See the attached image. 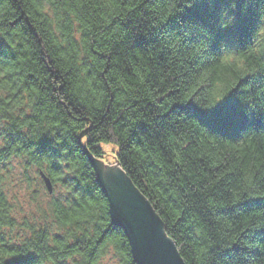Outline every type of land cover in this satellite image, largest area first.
<instances>
[{
    "label": "trees",
    "instance_id": "1",
    "mask_svg": "<svg viewBox=\"0 0 264 264\" xmlns=\"http://www.w3.org/2000/svg\"><path fill=\"white\" fill-rule=\"evenodd\" d=\"M0 32V165L63 191L41 179L43 216L18 222L0 167V264H135L84 150L120 165L185 264H264L261 0H0ZM221 104L248 119L193 115Z\"/></svg>",
    "mask_w": 264,
    "mask_h": 264
},
{
    "label": "water",
    "instance_id": "2",
    "mask_svg": "<svg viewBox=\"0 0 264 264\" xmlns=\"http://www.w3.org/2000/svg\"><path fill=\"white\" fill-rule=\"evenodd\" d=\"M87 132V131H85ZM109 202L112 223L127 237L135 264H185L149 201L135 188L118 163L106 164L84 150ZM49 194L53 185L40 173Z\"/></svg>",
    "mask_w": 264,
    "mask_h": 264
},
{
    "label": "rangeland",
    "instance_id": "3",
    "mask_svg": "<svg viewBox=\"0 0 264 264\" xmlns=\"http://www.w3.org/2000/svg\"><path fill=\"white\" fill-rule=\"evenodd\" d=\"M5 174V190L13 208V215L18 222H34L43 216V212L47 207L46 204L50 198L44 196L41 191V177L37 179L34 171L28 170L26 176L19 161H13L1 168ZM26 177L29 179L27 180ZM45 188V185H44ZM46 189V188H45ZM53 195L58 196L63 193L58 188H53ZM47 192V190H46ZM48 193V192H47ZM48 196L50 194L48 193ZM99 264H117L116 260L111 256L104 258Z\"/></svg>",
    "mask_w": 264,
    "mask_h": 264
},
{
    "label": "snow or ice",
    "instance_id": "4",
    "mask_svg": "<svg viewBox=\"0 0 264 264\" xmlns=\"http://www.w3.org/2000/svg\"><path fill=\"white\" fill-rule=\"evenodd\" d=\"M52 6H55V0H48ZM207 0H189V3L191 5H195L196 3H205ZM241 0H233L234 4L240 3ZM262 3H264V0H261ZM160 28L162 31L171 32L173 28H178V26L175 24L173 20H169L167 17H165L164 21L160 22ZM5 33L0 32V56H3L5 54V48L6 45L4 44L3 37ZM176 35H183V30H178L176 32ZM259 73L261 76H264V68H261L259 70ZM0 75H3L0 73ZM227 101L224 102L226 104ZM224 104H221L217 106L214 110L209 112H199L195 111L193 113L194 117L198 120H200L202 123H205L208 126H211L213 123L221 120H227V121H233V122H241L245 121L248 118L244 115L242 111H225L224 110ZM261 120H264V115L261 116ZM83 135V133H82ZM6 145H4L3 141L0 140V152H3ZM2 167V165H0ZM91 258V254H85L83 251L80 253H72V255L69 257L70 260L73 261V264H87V261ZM219 259L222 261V264H235L234 261L230 258L229 252H222Z\"/></svg>",
    "mask_w": 264,
    "mask_h": 264
}]
</instances>
